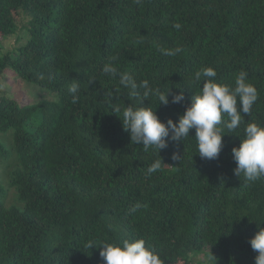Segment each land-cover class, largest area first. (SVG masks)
<instances>
[{
	"label": "trees",
	"instance_id": "16d2710c",
	"mask_svg": "<svg viewBox=\"0 0 264 264\" xmlns=\"http://www.w3.org/2000/svg\"><path fill=\"white\" fill-rule=\"evenodd\" d=\"M113 57L184 101L133 96L102 72ZM203 67L232 87L245 71L258 93L234 133L221 125L219 157L199 156L194 129L159 154L131 143L124 109L178 121ZM248 122L264 124V0H0V264H105L89 241L141 238L163 264H255L264 177H237L232 157Z\"/></svg>",
	"mask_w": 264,
	"mask_h": 264
},
{
	"label": "clouds",
	"instance_id": "9594fccd",
	"mask_svg": "<svg viewBox=\"0 0 264 264\" xmlns=\"http://www.w3.org/2000/svg\"><path fill=\"white\" fill-rule=\"evenodd\" d=\"M135 2L138 3L139 0ZM173 26L176 29L181 28L179 23ZM162 51L164 54L174 55L181 49ZM115 59L113 57L105 63L102 72L110 76H118L120 84L130 88L133 96L138 95V88H143L145 98L155 95L159 104L165 106L170 102L169 95L172 97L171 103L184 101L183 90L176 94L171 93L170 88L166 92L159 88L152 89L148 81L138 84L131 74L118 70L114 65ZM216 76L217 73L212 67H203L195 72L194 79L202 80V86L199 92L191 97L190 105L176 122L172 119L167 120L166 123L162 122L151 107L128 105L120 119L123 129L130 134L131 143L142 145L145 151L152 148L159 154L168 147L169 141L183 142L194 129L199 156L207 160L217 159L223 147L222 138L226 134L221 125L227 128V133H234L243 123L242 114L244 116L250 114L258 93L254 85L248 82L245 71L237 74L235 87L217 83ZM77 91L78 86L75 84L69 88V92L73 94V103L77 102L75 95ZM225 115L228 117L227 120H223ZM232 157L236 162L233 173L237 177L243 174L247 181L264 177V124L256 122L246 124L239 146L232 148ZM179 158L177 154L172 156L173 160ZM162 163L161 157L155 160L148 168V175L160 170ZM260 225L257 224L258 227ZM249 243L257 253L255 264H264V227H259V231L249 240ZM87 247L99 248V255L105 264H163L156 250L146 246V241L142 238L124 239L121 242L111 243L101 241L99 245L89 241Z\"/></svg>",
	"mask_w": 264,
	"mask_h": 264
},
{
	"label": "rangeland",
	"instance_id": "374dc122",
	"mask_svg": "<svg viewBox=\"0 0 264 264\" xmlns=\"http://www.w3.org/2000/svg\"><path fill=\"white\" fill-rule=\"evenodd\" d=\"M13 41H14V40L11 39V44L13 43ZM21 89H23V85L21 86ZM17 91H18V90H17ZM196 260H197V261H202V262H203L205 259L203 258V256H200V257H198ZM197 261H195V263H196ZM195 263H194V264H195ZM179 264H183V263L181 262V263H179Z\"/></svg>",
	"mask_w": 264,
	"mask_h": 264
}]
</instances>
